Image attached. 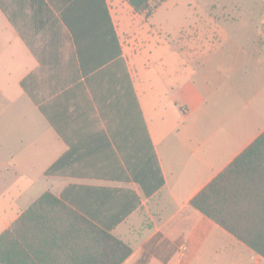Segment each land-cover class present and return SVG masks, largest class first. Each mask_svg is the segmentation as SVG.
I'll return each mask as SVG.
<instances>
[{"label":"crops","instance_id":"obj_1","mask_svg":"<svg viewBox=\"0 0 264 264\" xmlns=\"http://www.w3.org/2000/svg\"><path fill=\"white\" fill-rule=\"evenodd\" d=\"M165 5L0 0V234L50 192L128 244L123 264H264L191 205L264 133V0L186 30Z\"/></svg>","mask_w":264,"mask_h":264},{"label":"trees","instance_id":"obj_2","mask_svg":"<svg viewBox=\"0 0 264 264\" xmlns=\"http://www.w3.org/2000/svg\"><path fill=\"white\" fill-rule=\"evenodd\" d=\"M134 12L149 17L167 0H126ZM264 133L191 202L202 214L264 258V208L252 194V174L260 169ZM256 203V204H253ZM53 238L61 243L49 248ZM49 242V241H48ZM47 242V244H48ZM70 251L72 264H123L130 246L43 193L10 229L0 234V264H43L39 253Z\"/></svg>","mask_w":264,"mask_h":264},{"label":"rangeland","instance_id":"obj_3","mask_svg":"<svg viewBox=\"0 0 264 264\" xmlns=\"http://www.w3.org/2000/svg\"><path fill=\"white\" fill-rule=\"evenodd\" d=\"M262 6V0H167L163 10L173 12L174 25L189 29L203 21V15L207 13L243 12L247 22L258 17ZM244 16V17H245ZM251 16V17H250ZM178 22V23H177ZM177 25V26H178ZM258 40H261L260 38Z\"/></svg>","mask_w":264,"mask_h":264}]
</instances>
